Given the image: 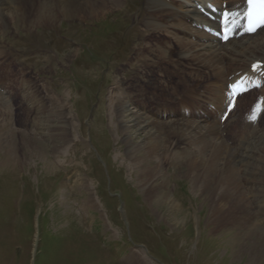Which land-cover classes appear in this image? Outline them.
<instances>
[{
  "label": "rangeland",
  "instance_id": "obj_1",
  "mask_svg": "<svg viewBox=\"0 0 264 264\" xmlns=\"http://www.w3.org/2000/svg\"><path fill=\"white\" fill-rule=\"evenodd\" d=\"M39 1L30 0L32 5L23 6L22 12L15 21L7 20L0 24V28L5 29L8 28V22L9 28L15 32L14 34L0 32L2 34L0 38L13 36L9 41L0 40V42L8 44L10 51L14 50L15 62L22 63V74H20L22 78L35 71L38 72L45 62L39 60L33 66L26 59L19 60L21 56L18 57L24 53L35 55L37 49H42V44L34 46V43L25 41L28 35L21 30L25 19L35 16L34 8L38 6ZM50 2L54 11L60 16L55 0ZM132 3L141 7L144 0H134ZM135 5L132 6L133 9H129L128 4L127 8L124 7L119 11L117 8H110L106 14L94 21L90 18L83 22L76 20L74 23L77 27L76 32L80 30L78 33L69 31L71 24L69 23L68 28V19L61 21L58 25L59 33L54 37L52 36L54 30L44 31L47 34L44 44L50 43L56 47L55 51L50 53V58L54 57L51 73L56 80L54 87L62 95L55 99V105H59L60 109L66 106L64 109L66 108L69 114L70 108L73 113H78L83 129L81 134L86 137L87 145L79 144L75 154L72 152V155L66 153V157H54L55 162L52 163L54 168L49 170L46 169L44 161L35 160L36 158L33 157L32 159L20 150L19 158L25 161V164L16 170L13 168L0 170V264H139L140 257L136 254L139 251L144 253L147 264H264V210L255 208L246 210L243 207L232 206L219 213L215 212L211 209L210 201L218 200L220 188L210 187V190L204 191L200 187L204 175L199 186L196 185L199 189L193 192L192 180L186 172L190 168L187 164L195 160L196 156L199 157L198 164L195 163L189 170L193 174L200 171V173L204 171L205 174L209 168V158H203L204 152H210L214 148L212 147L214 142L211 146H206L201 142L202 138L199 134L196 137L199 141L196 154L194 150H191L192 154L191 151L188 155L183 154V157L187 156L183 158V162L181 160L182 165L179 164V169L168 167L171 173L169 180L172 192L174 191L173 194L180 203L179 208L176 209L181 212H175L179 213L178 221L174 218L173 212L163 210L162 216L159 212L162 210L157 208L158 211L146 199L136 183L135 172L131 170L129 158L124 154L125 144L119 139L122 133L116 132L115 124L107 113V106L113 111L109 101L119 79L125 93L135 91L130 84L131 81L129 79L125 81L123 78L125 72L120 73L119 67H124V63L113 62L125 45L127 31L134 23H138L139 12L135 19ZM131 13L132 17L129 15ZM21 18H23L22 22H20ZM46 19L44 17L43 21L46 22ZM119 26L122 27L121 31ZM37 30L38 27L32 28L33 33ZM118 31L123 33L122 40H118L116 49L107 56H102L100 41L103 38L111 39ZM153 37L150 35L147 40L152 42ZM70 39L74 43H70L72 41ZM138 41L141 42L142 39H135L133 45L137 46V43L139 45ZM75 42L79 43V50L70 64L66 58L74 51ZM146 48L149 47H145L143 51L146 52ZM131 51L128 57L131 54L135 57L134 51ZM97 63L101 67L96 68ZM164 65L166 67V63ZM173 68L172 72L181 73L177 68ZM48 74L42 73V75ZM151 76L156 77L154 83L160 90L168 88L166 75L162 76L161 83L157 75L151 74ZM179 79L180 77H176L174 80L179 81ZM148 80V83L140 84L142 91L152 83L149 76ZM124 84L128 87L125 88ZM21 85L23 87L24 83ZM171 87L170 91L164 92L156 99L170 100L173 95H180L184 89L174 85ZM150 89H153L151 91L157 95V88L152 86ZM186 89L191 91L190 86ZM35 91L38 96L44 95L40 81L33 88V94ZM173 91L175 92L172 93ZM64 93L68 99H72L73 106H69L71 104L68 103ZM41 100L45 101L44 98ZM248 101L249 98H246L241 102L237 119L243 117L247 107L251 106L252 101L250 104ZM27 103L23 96L22 104L18 94L14 99L15 110H11L8 104L0 107L2 119H0V127H11L12 132L16 131L17 143H21L20 130L24 125L29 122V129L32 126L35 112L27 106ZM48 105L51 107L50 102ZM79 106H84L86 111L82 115ZM98 115H101V121L97 120ZM74 120L76 122L77 119L74 117ZM77 128L75 132L79 134ZM165 128L164 132L169 134L168 129ZM227 130L230 131L227 138L235 142V145L238 140L244 139L258 145L260 149L261 141L257 139L261 132L258 131L259 128H251V126L239 128L237 124H231ZM2 133L4 132L0 130V134ZM219 134L218 130L216 136L219 137ZM79 135H76L77 140ZM229 147L225 142L223 143L221 152H226V157L222 160H226ZM47 156L52 155L49 153ZM223 165L224 162L220 160L218 169L217 167L214 169L215 184L221 174L219 168ZM238 166L240 167L237 161L233 173L242 175L245 185V176H243L245 171L240 170ZM77 169L82 173V178H88L89 184L92 183L90 186L98 201L96 208L86 206L89 192L82 187L81 181H77ZM178 173L181 176H176ZM238 175L236 174L237 179L240 178ZM248 181L250 191L254 180L249 178ZM258 184L260 182L257 181ZM241 192L248 201L256 197L244 187ZM255 217L258 222L254 223L252 219ZM214 218H217L216 221H212Z\"/></svg>",
  "mask_w": 264,
  "mask_h": 264
},
{
  "label": "bare ground",
  "instance_id": "obj_2",
  "mask_svg": "<svg viewBox=\"0 0 264 264\" xmlns=\"http://www.w3.org/2000/svg\"><path fill=\"white\" fill-rule=\"evenodd\" d=\"M132 1L134 0H55L61 13L60 16L52 8L50 0H40L37 7H35L36 4L34 3L35 8L33 6L32 8L35 10V16L25 19V24L21 30L28 35L24 39L25 41L34 43V46L35 44H42V49H37L35 55L24 53L18 55V57L21 56L19 60L26 59L33 66L39 60L41 62L45 61L42 67L38 69V72L30 73L25 78L20 76L19 80L20 88H24L22 95L28 101L27 106L31 107V110H34L35 113L31 128L29 129L28 122L20 130L21 143H17V132H12L11 127H0V130L4 132L0 134V170L3 168H13L15 170L16 168H21L20 166L25 164V161L19 158L20 150L27 156L36 158L35 160L41 159L44 161L46 169L49 170L54 168V157H66V153L71 154L72 152V154H75L76 147L79 144L87 145L86 137L81 134L83 129L81 128L82 123L78 113H73L70 108L69 114L66 112V108L64 109L66 106L60 109L59 105H55V99L60 98L62 95L55 89L56 80L51 73L54 57L50 58V53H53L56 47L52 44L50 45V43L48 45L44 44V40L47 39V34L44 31L46 28H51L55 32H59L60 28L58 25L61 24L63 19H68L71 24L69 31L74 32L77 28L74 23L76 20L83 22L85 19L90 18L94 21L106 14L110 8H117L119 11L124 7L127 8L128 4L130 6L129 9H133L132 6L135 4ZM209 1L219 6L226 1L228 7L234 11L235 15L232 18L238 19L244 11L246 0H144V4L141 7L135 5L134 16L136 19V15L139 12L138 23H134L127 31L125 45L113 61H118L119 64L124 63V67H119L120 73L125 72L123 75L125 81L129 79L135 91L140 92L142 91V86H140L139 80H142V84H146L149 82L148 76L151 78L152 74L157 75L158 81L161 83L164 75L163 70H166L167 65L171 63L177 68L178 72L184 71L190 76L187 78L183 74L181 79L183 86L188 85L189 87L191 80H194L197 84H202L201 86L200 84L190 86L192 92L184 86L185 91H189L194 95L196 99L194 105L197 107L206 106V103L210 102L212 106H216V110L213 112L219 113L215 121H209L208 117L195 115L194 113H191L194 118H176L181 115L183 106L177 113L169 107L162 108L161 105L155 106L153 110L142 107L140 104H134L137 97L135 91L134 93H131L132 91L130 93L124 92L120 79L115 92L110 96L109 102L113 111L107 106V113L115 124L114 129L116 132L122 133L119 139L125 144L124 154L129 158L131 170L135 172L137 185L145 194L146 199L156 209L160 208L162 210L161 212L157 209L162 216L163 210L173 212V216L177 221L180 217L179 213L175 212H181L176 209L179 208L180 203L175 198L174 191L172 192L169 168L172 166L179 169V164L182 165L183 158L191 150H194L195 152H193L196 154V146L199 142L196 137L199 134L202 138L201 142L206 146H211L213 142L215 144L210 152H204L203 158H209L208 170L203 169L207 170L205 174H203L204 171L193 174L189 170L193 168L192 166L197 163V160L199 161V157L196 156L195 160L187 164L190 168L186 172L192 180L193 192L199 189L196 185L199 186L201 177L204 175L202 182H200V187L204 191L205 189L210 190V187L216 189L219 186L220 188L218 200L210 201L211 209L215 212L219 213L221 210H227L226 208H231L232 206L243 207L246 210H251V208L264 210V128L261 130L259 128L261 132L257 136V139L261 141L260 149L258 145L240 139L238 143L236 142V146L228 148L226 160H222L225 159L226 152H221L224 141L220 136H216L219 130L218 127H221L219 123L220 115L225 111L230 98L229 92L226 91L228 77L233 75V82H235L239 75L249 70L254 61L262 59L264 62V27L258 29L254 34L237 38L234 36L228 39L227 42H222L220 39H216L197 28V25L202 24L206 18L196 6H205ZM30 5H32L30 0H0V24L7 20L15 21L22 12L23 6L29 7ZM129 15L130 17L133 16L132 13ZM44 17L47 18L46 22L43 21ZM140 18H142L141 21ZM129 19L132 20V18ZM33 27H38L35 33L32 32ZM119 29L121 31L122 27L119 26ZM0 32L15 33L10 28H0ZM150 35L160 37L163 45L167 46L166 50H172L173 52L168 55L166 50L162 49L158 44H152L151 41L147 40ZM122 37L123 33L118 31L109 40H104L103 38L99 44L102 56H107L112 50L116 49V44L118 40H122ZM137 38H141L142 41L139 42L140 39H138L140 44L138 45L137 43V46H135L133 42ZM0 44L3 47L0 49V54L5 52L6 49H10L8 44L2 42ZM145 47H149L150 56L143 51ZM73 50L71 55L66 58V61L70 64L74 61V57L79 50V43L75 42ZM131 50L134 51L135 57L132 54L128 57L132 52ZM146 50L148 49L146 48ZM14 53L13 50L9 54L12 55L13 59ZM161 61L163 66L159 64ZM164 63H166V67ZM46 64H48V67H46ZM179 64H182L181 70L178 67ZM95 67L99 68L101 65L97 63ZM199 71L213 74V80H205ZM42 73L49 74L42 75ZM20 74H22L21 70ZM128 74L131 76H127ZM250 75H256V73L247 72L246 76ZM39 81L44 91L43 96L36 94L37 89L33 94V88ZM22 83H24L23 87ZM167 89L164 88L162 90L165 91ZM206 90L208 91L207 94L204 93ZM133 94L135 99L132 101V98H134ZM64 96L68 99L66 94ZM43 98L45 101L41 100ZM49 102L51 107L48 105ZM7 103L8 101L0 95V105L5 107ZM21 103L23 104V100ZM68 103L71 104L69 105L70 107L73 106L72 99H68ZM236 108L228 117L227 122H234L230 119H232ZM78 109L81 115L86 112L84 106H79ZM98 111L96 112L99 113L100 111ZM74 117L77 119L76 122ZM96 118L101 121L102 117L98 115ZM97 126L94 127L96 128ZM164 126L167 127L165 128ZM76 128L78 132L80 131V135L75 132ZM164 128L165 130L168 129L169 134L164 132ZM140 134L142 138L139 136ZM76 135H79V140L76 139ZM48 152L52 155L51 157L47 156ZM185 153L187 155L183 157L182 155ZM220 160L224 162V165L219 168L221 174L217 179V184H215L213 173L216 167L218 169ZM234 161H236V164L238 161L240 165L238 168L245 171L243 175L245 176V185L242 181V175L239 176V173H236L240 177L237 179L236 174L233 173L235 168ZM178 174L176 176H181L180 173ZM76 177L77 181H81L82 187L89 192L88 205L86 206L96 208L98 201L92 186H90L92 183L90 182L89 184L88 178H82V173L78 169ZM249 178H252L256 185L253 182V187L250 188V191ZM257 181L260 184L257 185ZM242 187L246 188L250 194L256 195V197H252L249 201L245 199L244 194L241 192ZM256 218L252 219L254 223L258 222ZM215 219L217 218L212 221H216ZM136 254L140 257L138 258L139 264L148 263L142 251Z\"/></svg>",
  "mask_w": 264,
  "mask_h": 264
},
{
  "label": "snow or ice",
  "instance_id": "obj_3",
  "mask_svg": "<svg viewBox=\"0 0 264 264\" xmlns=\"http://www.w3.org/2000/svg\"><path fill=\"white\" fill-rule=\"evenodd\" d=\"M248 8L245 15L249 20L247 31H255L257 27L264 26V0H247Z\"/></svg>",
  "mask_w": 264,
  "mask_h": 264
}]
</instances>
